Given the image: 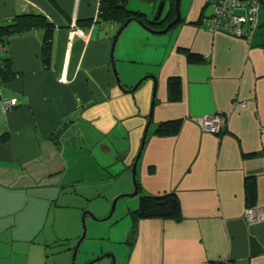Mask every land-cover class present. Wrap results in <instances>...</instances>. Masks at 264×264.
Here are the masks:
<instances>
[{"label":"crops","instance_id":"crops-1","mask_svg":"<svg viewBox=\"0 0 264 264\" xmlns=\"http://www.w3.org/2000/svg\"><path fill=\"white\" fill-rule=\"evenodd\" d=\"M98 1L0 0V19L39 13L55 27L48 65L42 30L11 37L1 54L9 73L0 71V264H68L62 254L80 237L68 208L118 179L106 190L121 196L119 214L129 219L123 241H113L120 264H264V7L249 41L209 31L198 22L211 14L208 0H187L166 33L131 22L111 50L119 27L97 21ZM218 113L227 118L221 133L202 130L199 119ZM172 120L176 134L155 133ZM146 127L140 191L126 198ZM246 179H254L252 207ZM162 194L177 197L179 221L132 218L140 195ZM248 208L261 218L249 222ZM107 250L99 256L112 260Z\"/></svg>","mask_w":264,"mask_h":264},{"label":"trees","instance_id":"trees-1","mask_svg":"<svg viewBox=\"0 0 264 264\" xmlns=\"http://www.w3.org/2000/svg\"><path fill=\"white\" fill-rule=\"evenodd\" d=\"M131 1L133 0H99L97 21L101 23H112L120 27L125 21L129 19H138L141 20L144 25L156 30H160L175 18V0H164V8H167L166 13L164 16L161 15L158 20L148 17L137 9H132V7L129 6ZM138 1L146 4H152L156 11V8L161 0ZM209 2L210 0H208V4ZM260 5L264 7V0L261 1ZM201 20L202 19L200 17L198 22H201ZM78 24L82 27H87L91 25V20L89 19L79 21ZM54 29V25L42 14L24 13L13 15L10 18L0 19V43L7 45L8 40L13 36L22 35L34 30H42L43 37L40 56L42 57L45 65H48ZM187 59L188 61H202V57L196 56L190 52L187 53ZM0 71L5 74L9 73V59L2 57L1 54ZM170 82L171 84L178 85L177 79H173ZM179 127L180 120L167 121L160 123L155 133L159 136L174 135L178 132ZM254 187V179L245 180L246 207H252L255 204ZM137 191L138 193L140 191L138 184ZM130 215L134 219L159 218L179 221L182 218L180 204L174 194L140 195L138 207L136 210L130 212Z\"/></svg>","mask_w":264,"mask_h":264},{"label":"rangeland","instance_id":"rangeland-1","mask_svg":"<svg viewBox=\"0 0 264 264\" xmlns=\"http://www.w3.org/2000/svg\"><path fill=\"white\" fill-rule=\"evenodd\" d=\"M185 2H187V0H182V2L179 4L180 16H181V8L185 5ZM129 6H131L132 9H137V10L139 9V11L141 12L149 8L148 4L139 2L138 0L131 1ZM166 9L167 8L165 7L162 12V16L165 15ZM206 12L208 13L210 12V7H208V10ZM154 15L155 13L152 16H150L149 12L147 11L148 17H151L153 19ZM129 178L132 182L133 180L131 174ZM119 180L120 179L113 182L112 185L103 186L105 190L103 193L100 192L101 196L89 200L86 203L84 202L82 203L81 201L79 203L77 202L78 208H74L72 210L68 208L67 217L69 218L70 222L73 221L77 223V230H78L77 234H79V236H81L82 234L81 218L82 215H84L85 237L83 238L80 246L78 247L77 253L75 255L74 264H85L89 260L94 259L97 256L101 255V253L103 254L107 253L106 251H108L107 250L108 248L113 250V252L110 253L114 256V260H115L114 263L120 264L124 254L122 253V249L116 246L115 243H113V241H123L124 227L122 224L124 220H127L129 223V219L127 218V216L124 217L122 216L123 218H121L119 214L120 209L122 208L121 207L122 199H120L119 203L118 201H116L114 210H112L113 212L111 211V214L109 215L113 199L116 197V196L112 197L111 193L115 190V187L118 184ZM106 189L109 190L112 189L111 193L108 192ZM129 196H131V194H129L128 197L126 198H129ZM81 209H83L82 212ZM71 214H73L72 219H70L69 217V215ZM70 234H72V232L69 231L68 229V237H70L69 236ZM76 242L77 240L73 239L68 242V245L70 243L71 246L74 247ZM72 253H73L72 251H66L65 253L62 254L67 256L68 264H71ZM59 258H62V256L60 255ZM94 264H112V260L109 257H103V259L95 262Z\"/></svg>","mask_w":264,"mask_h":264},{"label":"built area","instance_id":"built-area-1","mask_svg":"<svg viewBox=\"0 0 264 264\" xmlns=\"http://www.w3.org/2000/svg\"><path fill=\"white\" fill-rule=\"evenodd\" d=\"M262 0H210L211 14L202 18L201 22L209 31H222L231 36L250 40L257 27L258 13ZM6 51L5 45L0 43V54ZM4 109L14 105L10 99L3 100ZM246 103H240L244 107ZM227 118L223 114H209L199 119L202 130L220 134L226 126ZM255 208L245 211V218L249 222H255L261 218ZM202 264H232L229 259L205 261Z\"/></svg>","mask_w":264,"mask_h":264},{"label":"water","instance_id":"water-1","mask_svg":"<svg viewBox=\"0 0 264 264\" xmlns=\"http://www.w3.org/2000/svg\"><path fill=\"white\" fill-rule=\"evenodd\" d=\"M179 4H180V0H175L174 2V8H175V18L170 21L169 23H167V25L163 28V29H160V30H156V29H153V28H150L146 25H144V23L141 21V20H138V19H133V20H127L125 21L116 31L115 33V36L113 37V40H112V46H111V50L114 49V45L117 41V38L118 36L120 35V33L122 32V30L124 28H126L131 22H135L136 24H138L141 28H143L144 30L150 32V33H153V34H164L166 33L173 25H175L179 19H180V11H179ZM164 5H165V1L164 0H161L156 8V11H155V15H154V20H158L163 12V9H164ZM114 73L116 74V71H115V68H114ZM143 79L145 78H142L140 80L137 81V83L129 90V91H133L135 90L138 85L143 81ZM117 82H118V79H117ZM146 129L147 127L145 128V131H144V135H143V139H142V142H141V146H140V149L134 159V162H133V165H132V178H133V184H134V191L132 192L131 195H134L137 193V183H136V180H135V168H136V162H137V159L139 158L140 156V153H141V150H142V147H143V144H144V139H145V133H146ZM129 194H125V196H128ZM124 196V195H123ZM121 196H118L116 198L113 199V202H112V206H111V210H110V213L109 215L111 214V211L114 209L115 207V204H116V201L118 198H120ZM82 234L81 236L79 237V239L77 240L75 246H74V249H73V253H72V264H74V260H75V255L77 253V250H78V247L81 243V241L83 240V238L85 237V225H84V215L82 216ZM105 255H102V256H99L98 258L92 260L91 262H88L87 264H91V263H94L100 259H102ZM111 258H112V264H115L114 263V256L111 254L110 255Z\"/></svg>","mask_w":264,"mask_h":264},{"label":"flooded vegetation","instance_id":"flooded-vegetation-1","mask_svg":"<svg viewBox=\"0 0 264 264\" xmlns=\"http://www.w3.org/2000/svg\"><path fill=\"white\" fill-rule=\"evenodd\" d=\"M165 6V5H164ZM162 15V14H161ZM161 17V16H160Z\"/></svg>","mask_w":264,"mask_h":264}]
</instances>
